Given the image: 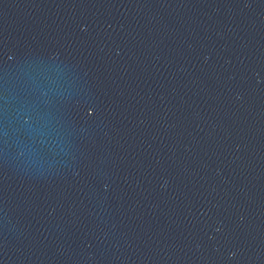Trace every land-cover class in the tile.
I'll return each instance as SVG.
<instances>
[{
  "label": "water",
  "instance_id": "obj_1",
  "mask_svg": "<svg viewBox=\"0 0 264 264\" xmlns=\"http://www.w3.org/2000/svg\"><path fill=\"white\" fill-rule=\"evenodd\" d=\"M0 264H264V0H0Z\"/></svg>",
  "mask_w": 264,
  "mask_h": 264
}]
</instances>
